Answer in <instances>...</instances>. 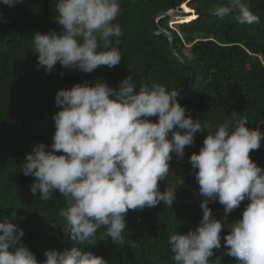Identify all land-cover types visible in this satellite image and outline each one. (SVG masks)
Returning <instances> with one entry per match:
<instances>
[{"label":"clouds","instance_id":"clouds-1","mask_svg":"<svg viewBox=\"0 0 264 264\" xmlns=\"http://www.w3.org/2000/svg\"><path fill=\"white\" fill-rule=\"evenodd\" d=\"M22 2L0 0L5 6ZM55 11L62 30L32 36L38 68L49 74L59 62L63 68L91 73L102 65L111 69L120 64L122 55L115 45L123 35L117 22L121 0H57ZM233 13L240 24L260 23L246 0H217L216 17ZM55 105L60 110L52 116L55 132L50 149L44 143L35 145L20 172L34 177L30 191L39 192L41 201L53 199L57 190L63 195L67 206L58 215L78 246L45 250L46 259L38 261L22 241L23 229L6 218L0 222V264H109L85 248L96 244L100 229H104L101 239L110 237L124 245L129 210L161 202L171 208L182 181L167 184L164 191L158 181L168 177L172 154L182 159L195 134L205 130L208 134L199 153L189 157L203 197L202 219L187 233H169L172 260L219 264L210 258L214 249L221 248V231L226 227V254L236 258V264H264V168L249 156L261 147L264 132L246 127L247 116L233 112L231 121L215 127L202 124L186 114L178 90L144 81L137 90L132 75L121 80L118 88L102 81L90 86L85 81L60 89ZM246 199L242 218L227 223L228 214ZM217 201L224 207V222L213 217L209 207Z\"/></svg>","mask_w":264,"mask_h":264},{"label":"trees","instance_id":"trees-1","mask_svg":"<svg viewBox=\"0 0 264 264\" xmlns=\"http://www.w3.org/2000/svg\"><path fill=\"white\" fill-rule=\"evenodd\" d=\"M57 0H23L14 6L0 4V222L6 218L23 229L24 244L38 261L46 259L45 250L61 247L59 236L67 223L58 215L66 207L59 191L53 199L40 200L30 186L34 177L21 171L23 162L33 147L53 142L55 132L52 116L60 109L55 105V95L60 89H70L76 83L106 82L118 88L121 80L132 75L137 81L157 82L167 88L180 89L189 80L190 86L178 93V102L186 114L199 119L202 124L215 127L232 120L233 112L248 118L246 127L264 132V0H246L250 9L260 17L257 25L240 24L236 14L223 19L215 15L198 14L193 19L169 25L170 17H161L157 23L174 38L177 53L189 66H184L170 50L169 40L154 31L151 18L168 9L214 12L217 0H121V14L117 18L123 35L117 46L121 52L120 64L113 68L99 66L91 73L63 68L59 62L46 74L38 65V53L32 36L36 32L59 33L62 26L55 19ZM186 4V5H185ZM63 73V75H61ZM156 121L157 117H150ZM207 130L197 132L194 144L185 147L182 159L175 154L170 161L166 180L158 181L160 191L167 184L176 186V199L171 208L161 202L143 210H129L126 215L125 243H113L110 237L101 239L104 229L97 232L96 244L86 251L102 256L109 264H175L168 245V235L177 230L187 233L194 230L202 219L199 185L195 171L189 163L193 153H199ZM62 154V153H57ZM258 166L264 168V140L261 147L249 153ZM249 201L227 216V223L242 218ZM212 215L223 221L224 207L217 201L210 203ZM15 213V215H13ZM47 219V221H45ZM221 231V248L214 249L211 261L219 264H236V258L226 254ZM65 250L78 246L67 233Z\"/></svg>","mask_w":264,"mask_h":264},{"label":"water","instance_id":"water-1","mask_svg":"<svg viewBox=\"0 0 264 264\" xmlns=\"http://www.w3.org/2000/svg\"><path fill=\"white\" fill-rule=\"evenodd\" d=\"M186 7H187L188 10H184L182 8V6H180L179 9H168V10H163V11L157 12V13H155L152 16L151 21H152V25H153L154 31L157 34L162 35V36L166 37L169 40V42H170V50H171L172 54L174 55V57H176L184 66L189 67L185 63V61H183L181 59V57H179L180 55L177 53V49H176L175 44H174L173 36L167 30H165L164 28L160 27L158 25V23H157L158 19L161 18V17H180V16H186V15H192L191 19H193L198 14L214 15V12L193 10V9L188 8L187 5H186ZM182 22H186V21H182ZM182 22H179V23H182ZM193 76H194L193 71H190V76H189L188 82L182 88L178 89V93L181 92L184 88H186V87L191 85V83L193 81ZM45 221H47V219H45ZM54 232H55L54 234L58 238V241H59V244H60V247H61V251H64L65 250V240H66V237H67L66 235H67V233H69L68 227L66 226V229H65L64 233H62L61 236H59V234H58L59 230H58L57 227H54Z\"/></svg>","mask_w":264,"mask_h":264},{"label":"rangeland","instance_id":"rangeland-1","mask_svg":"<svg viewBox=\"0 0 264 264\" xmlns=\"http://www.w3.org/2000/svg\"><path fill=\"white\" fill-rule=\"evenodd\" d=\"M181 21V20H180ZM180 21H177L175 17H170L169 25L172 28H176Z\"/></svg>","mask_w":264,"mask_h":264},{"label":"bare ground","instance_id":"bare-ground-1","mask_svg":"<svg viewBox=\"0 0 264 264\" xmlns=\"http://www.w3.org/2000/svg\"><path fill=\"white\" fill-rule=\"evenodd\" d=\"M192 17V15H186V16H180V17H175L177 21H188L190 18Z\"/></svg>","mask_w":264,"mask_h":264}]
</instances>
